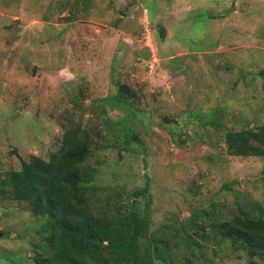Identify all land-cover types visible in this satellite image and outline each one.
Wrapping results in <instances>:
<instances>
[{
    "label": "rangeland",
    "instance_id": "obj_1",
    "mask_svg": "<svg viewBox=\"0 0 264 264\" xmlns=\"http://www.w3.org/2000/svg\"><path fill=\"white\" fill-rule=\"evenodd\" d=\"M121 85L135 115L114 107ZM261 125L264 0H0V174L87 130L99 198L138 203L153 232L185 229L197 244L179 240V264H264L210 228L264 209V158L226 142ZM44 224L0 199V264H31Z\"/></svg>",
    "mask_w": 264,
    "mask_h": 264
},
{
    "label": "trees",
    "instance_id": "obj_2",
    "mask_svg": "<svg viewBox=\"0 0 264 264\" xmlns=\"http://www.w3.org/2000/svg\"><path fill=\"white\" fill-rule=\"evenodd\" d=\"M118 91L111 97L114 107L134 114L127 104L130 88L121 85ZM77 128L64 133L61 148L47 160L31 154L20 160L18 170L0 174V199L27 203L31 213L45 221L40 227L43 244L34 246L31 264H179V240L197 242L185 229L170 235L153 232L146 209L140 210L133 200L122 204L118 193L114 203L109 196L100 199L96 170L88 164L92 152L88 133ZM121 131L125 146L130 136L123 127ZM132 141L140 143L136 136ZM226 142L236 157L264 158V125L230 133ZM143 193L135 191L132 197L139 199ZM238 210L210 228L232 252L245 254L251 263L263 261L264 209L246 202ZM203 213L200 210V216ZM197 217L192 218L194 227ZM183 264L192 263L185 257Z\"/></svg>",
    "mask_w": 264,
    "mask_h": 264
}]
</instances>
